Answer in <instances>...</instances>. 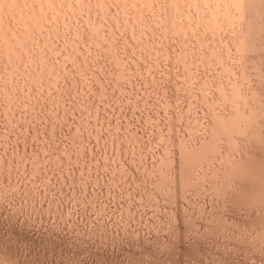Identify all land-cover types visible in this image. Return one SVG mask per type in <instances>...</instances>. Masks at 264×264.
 <instances>
[{
  "label": "rangeland",
  "instance_id": "rangeland-1",
  "mask_svg": "<svg viewBox=\"0 0 264 264\" xmlns=\"http://www.w3.org/2000/svg\"><path fill=\"white\" fill-rule=\"evenodd\" d=\"M2 1L0 0V23L2 24H0V32L3 33L0 34L4 35L3 37L0 35L3 40L0 39V41L5 45L12 38L16 42V38L17 44L10 40L12 46L16 47L14 49L9 48L11 43H8V46L3 45L2 48L0 44L1 49L4 50L6 47L5 50L9 52L7 55L6 51L3 54L0 51L2 55H7L0 56V263L264 264V220L262 219L264 210L246 207H241V210L233 203L231 206V200L228 203L227 197L231 199L229 193L232 194L234 183L231 182L228 185L223 181L224 170L230 163L238 160V157L240 159L242 152L248 153L254 148L248 136L244 138L241 135L242 139L241 136H239L240 139L236 138L238 142L241 140V144L235 140L237 145H240L236 150H232L228 142L223 143V141L218 149L222 146H226L227 149L217 150L220 152L218 156L213 153L208 158L209 160L211 158V162L209 160L203 162L208 165L199 163L200 167L197 164L196 168H193L194 173H192L193 169L191 173H187V179L191 180L193 182L191 185H195L197 189L195 186L184 189L185 185L182 189L179 183L171 182L174 178L179 182L183 174L181 159L186 151L185 146L192 149L197 147V144L210 140L211 132L209 131L213 126V122L210 121L214 120L217 109L219 112L216 113L217 115L221 113L223 115L230 109L233 110L230 112L234 113L238 108L243 107H246L243 111L249 112L252 110L251 107H257L256 105L260 104L259 101L264 98V75L261 76L262 73L264 74V53H262L264 38L260 39L261 47H258L260 50H254L259 51L255 52L256 54L252 51L249 55V52L247 54V51H242L240 46L237 47L240 45L238 43L240 37L237 35L238 32L239 36L241 35L242 25L237 23L238 20L235 17L238 15L236 12L238 10L234 8V11L232 8L235 3L237 9L234 2L236 0L232 4V0H224L230 1V7V4L226 3L229 4L230 12L225 7V2L220 0H214L216 4L213 0H187L188 3L186 0H179V2L178 0H145L146 2L144 0H112V2L111 0H48V2L47 0H29L30 2L11 0L12 4L9 0L8 3L5 0L6 6V3ZM218 3L224 5L220 4L222 5L220 7ZM1 5L4 7L1 8ZM18 6L21 8L17 10ZM90 8L92 10H89ZM220 10L223 13L227 11V17L235 13L233 17H230L231 19L228 18L232 28L231 25L228 28L227 17L222 19L224 17ZM11 11L14 12L12 15ZM15 11H21L20 15ZM219 12L222 17L218 14ZM33 16L35 19L32 18ZM212 16L221 17L217 18L219 24L223 23L221 22L223 20L227 21L226 26L223 23L222 29L217 28L216 31L214 28L216 32L213 29L208 31L204 25L209 20L214 22L211 20ZM261 18L264 19V16ZM199 21L202 23H198ZM211 22H208L209 25ZM238 26L241 28L238 29ZM224 29H226L225 32L222 31ZM232 30L237 33H232ZM18 33L19 36H17ZM235 35L238 38L231 40V36L235 37ZM227 38L228 42L225 40ZM226 43L237 45L229 46L228 49ZM223 46L228 51L223 50ZM235 46L239 48L238 53L242 51L243 56H240L242 55L240 53L235 56L238 54L237 49L234 51ZM211 48L215 49L214 53L218 54L216 56L219 58L221 56L220 59L211 54L213 52ZM207 50L211 51L209 53V56L210 54L212 56L211 59V56H207ZM228 52L231 58L226 55ZM14 56L17 57L14 58ZM203 56L207 57L206 60L209 59V62H206ZM244 56L247 59L252 56V59L247 61ZM256 56L261 58L258 62ZM236 58L242 59L243 63L240 60L238 63L235 62ZM244 59L248 63L250 60L252 62L244 63ZM190 60L191 62L194 60L197 65L193 62L192 67L187 66ZM226 60L227 62L229 60V64ZM44 67L50 69L46 71ZM224 67H228V70H225L229 73H226ZM241 68L245 69L246 72H244L249 75L246 74V76L240 71ZM231 72L235 74L234 77ZM241 72L248 81H244L242 75L240 76ZM229 77L231 83H229ZM239 80L241 82L243 80V85L238 86V83H241ZM221 82H224V85ZM201 84H205V87L202 86V89H205L203 92H200ZM230 85H236L234 88L237 87V89L239 87L241 96L235 93L238 91H231L232 97L235 98L231 100L236 105L239 100L238 107L228 98L231 93L229 90L234 89H231ZM206 86L211 90L209 91ZM223 86L229 90H222ZM253 87L259 90L255 88L257 92L254 91ZM246 88H248L247 91ZM222 91L230 93L224 94ZM242 93H246L244 95H247V98ZM209 94L213 98L216 97L212 99L213 101L223 97L224 100L221 99L223 101L220 102V99L219 101L217 99L216 102H210L212 96ZM224 95L229 99L228 101ZM249 98L253 101H249ZM240 101H246L248 107L246 102L242 104ZM255 101L258 102L255 103ZM220 103H222L221 106ZM223 104L225 106H222ZM205 107L208 108L205 109ZM227 113L224 116L230 114L229 111ZM207 127L210 129L208 130ZM243 143H246V146ZM228 151L234 155L230 154L231 156L228 157ZM236 151L241 153L238 152L236 155ZM252 151H256L255 148ZM252 151L249 154L244 153V156L254 155L255 152L251 153ZM243 153L241 158H245L242 156ZM170 161L175 165L173 166ZM168 164L170 166H165ZM162 167L163 170H160ZM175 167L178 169L176 170ZM175 170H180V174ZM209 171L211 174L207 173ZM159 172H161L160 175ZM161 174L166 175L163 177ZM194 174L196 176H193ZM214 174H217V177ZM198 178L199 180H196ZM196 182L200 184L197 183V185ZM161 183L162 185H159ZM174 184L177 189L174 188ZM204 185L206 188L208 186V189ZM211 185L213 190L210 188ZM228 186L229 190H227ZM168 194L172 196L168 197ZM218 194L219 198L216 196ZM221 196L222 199L226 196L225 200H222ZM224 201L229 205L227 203L225 205ZM257 214H259V220H263L262 222L258 221ZM252 216H256V223ZM247 220L248 222H244ZM250 221L254 225L260 224L253 226ZM257 226H261L262 231Z\"/></svg>",
  "mask_w": 264,
  "mask_h": 264
},
{
  "label": "bare ground",
  "instance_id": "bare-ground-1",
  "mask_svg": "<svg viewBox=\"0 0 264 264\" xmlns=\"http://www.w3.org/2000/svg\"><path fill=\"white\" fill-rule=\"evenodd\" d=\"M2 1V0H1ZM4 2H5V0H3ZM2 1V3H4ZM21 1V0H20ZM26 1V0H25ZM29 1V0H28ZM28 1H27V3H28ZM50 1V0H49ZM81 1V0H80ZM85 1V0H84ZM96 1V0H95ZM133 1V0H132ZM137 1V0H136ZM136 1H134V2H136ZM145 1V0H144ZM187 1V0H186ZM191 1V0H190ZM199 1V0H198ZM209 1V0H208ZM217 1V0H216ZM220 1H224V0H220ZM233 1L234 0H232L231 1V4L233 3ZM9 2L11 3V0H9ZM19 2V1H18ZM30 2V1H29ZM47 2H48V0H47ZM46 2V3H47ZM64 2V1H63ZM92 2V1H91ZM106 2V1H105ZM111 2H112V0H111ZM127 2H129V1H127ZM143 2V1H142ZM146 2V1H145ZM154 2V1H153ZM178 2H179V0H178ZM197 2V1H196ZM205 2V1H204ZM204 2H203V4H204ZM213 2L215 3V1L213 0ZM225 2V1H224ZM230 2V1H229ZM229 2H225V7H227V10L229 9V7L231 6V4L229 3ZM234 2H236V6H237V9H236V7H235V3H234V7H232L233 8V10H234V8H235V10H238V11H236L237 13H238V15L237 16H235V17H237L236 19L238 20V22H237V20H236V22L237 23H239V25H240V23H241V27H242V31H241V35L239 36V32H238V37H240V42H239V39H238V43H240V45H237V44H235V45H237V47H239L240 46V48L242 49V51L244 50V51H247V54H248V52H249V55L251 54L250 52H256V53H258L259 51H254V50H260L258 47H261V46H259L260 44H259V42H261L260 41V39L261 38H264V19H262L261 17L262 16H264V0H256V2H255V4H251V3H248V4H245V3H242L241 2V0H236V1H234ZM6 3V2H5ZM7 3H8V0H7ZM7 3L5 4V6L7 5ZM17 3V2H16ZM32 3V2H31ZM30 3V4H31ZM38 3V2H37ZM51 3H52V1H51ZM84 3V2H83ZM109 3V2H108ZM124 3H126V2H124ZM137 3H139V1L137 2ZM141 3V2H140ZM183 3H186V2H184L183 1ZM187 3H188V1H187ZM201 3V2H200ZM206 3V2H205ZM226 3H229L228 5H229V7H228V5L226 4ZM12 4V3H11ZM26 4V3H25ZM40 4V3H39ZM48 4V3H47ZM53 4H54V2H53ZM85 4V3H84ZM83 4V5H84ZM105 4V3H104ZM116 4V3H115ZM135 4V3H134ZM146 4V3H145ZM164 4V3H163ZM172 4V3H171ZM179 4V3H178ZM177 4V5H178ZM190 4V3H189ZM199 4V3H198ZM202 4V3H201ZM216 4V3H215ZM219 4V3H218ZM220 4H223V3H220ZM220 4H219V6H220ZM4 5V4H3ZM3 5H1V8H2V6ZM18 5V4H17ZM23 5H24V3H23ZM35 5V4H34ZM62 5V4H61ZM106 5V4H105ZM132 5H133V3H132ZM136 5H138V4H136ZM176 5V4H175ZM207 5V4H206ZM210 5V4H209ZM224 5V4H223ZM227 5V6H226ZM15 6V5H14ZM47 6V5H46ZM74 6V5H73ZM82 6V5H81ZM85 6V5H84ZM127 6V5H126ZM129 6V5H128ZM165 6H166V3H165ZM179 6H180V4H179ZM198 6V5H197ZM204 6H205V4H204ZM203 6V7H204ZM216 6V5H215ZM218 6V5H217ZM218 6V7H219ZM222 6V5H221ZM220 6V7H221ZM4 7V6H3ZM16 7V6H15ZM40 7V6H39ZM77 7V6H76ZM115 7H116V5H115ZM169 7H171V6H169ZM224 7V8H225ZM7 8V10L9 9L8 8V6L6 7ZM13 8V7H12ZM19 8H21V6L19 7L18 6V8H16L17 10L19 9ZM33 8V7H32ZM99 8V7H98ZM97 8V9H98ZM135 8V7H134ZM149 8V7H148ZM154 8V7H153ZM179 8V7H178ZM224 8H223V11H224ZM26 9V8H25ZM40 9H42V8H40ZM44 9V8H43ZM55 9V8H54ZM54 9H53V11H54ZM58 9H60V8H58ZM74 9V8H73ZM85 9V8H84ZM125 9V8H124ZM143 9V8H142ZM152 9V8H151ZM158 9V8H157ZM160 9V8H159ZM158 9V10H159ZM167 9V8H166ZM182 9V8H181ZM206 9H208L207 7H206ZM210 9V8H209ZM215 9V8H214ZM3 10H5V9H3ZM10 10H11V8H10ZM13 10H15V9H13ZM29 10V9H28ZM37 10V9H36ZM52 10V9H51ZM50 10V11H51ZM89 10H92L91 8L89 9ZM135 10H137V9H135ZM172 10V9H171ZM216 10H218L217 8H216ZM230 10V9H229ZM228 10V11H229ZM234 10V11H235ZM9 11V10H8ZM60 11V10H59ZM133 11V10H132ZM203 11V10H202ZM214 11V10H213ZM221 11V10H220ZM7 12V11H6ZM5 12V13H6ZM16 12V11H15ZM18 12V11H17ZM16 12V13H17ZM19 12H21V11H19ZM19 12H18V14H19ZM30 12V11H29ZM39 12V11H38ZM37 12V13H38ZM49 12V11H48ZM57 12V11H56ZM127 12V11H126ZM207 12H209L208 10H207ZM230 12V11H229ZM1 13V12H0ZM8 13V12H7ZM12 13H14V12H12L11 11V15H12ZM170 13H171V11H170ZM211 13V12H210ZM213 13V12H212ZM217 13V12H216ZM221 13L223 14V17L224 18H222V19H225L226 17H227V15L226 14H228V12L227 11H225L224 13L221 11ZM220 12L218 13V14H220L221 15V17H222V14H221ZM233 13V12H232ZM231 13V14H232ZM28 14H30V13H28ZM168 14V13H167ZM172 14V13H171ZM170 14V15H171ZM205 14V13H204ZM230 14V15H231ZM6 15V14H5ZM14 15V14H13ZM20 15V14H19ZM42 15V14H41ZM59 15V14H58ZM94 15V14H93ZM128 15V14H127ZM136 15V14H135ZM210 16H211V14H209ZM209 15H207V16H209ZM214 16H215V13L213 14ZM219 15V16H220ZM235 15V13H233V15H231L232 17ZM1 16V15H0ZM16 16V15H15ZM29 16V15H28ZM32 16V15H31ZM35 16V15H34ZM34 16L32 17V18H34ZM184 16V15H183ZM198 16V15H197ZM203 16V15H202ZM214 16H212L213 17V19L211 18V20H214V24L209 20H206V21H208L209 23L211 22V24L210 25H212L213 24V26H210L209 25V23L207 22V24L210 26V27H212L211 29H210V27L209 26H207V24L206 25H204V27H206L207 29H208V31L210 30H214V28H215V30L218 28L219 30L220 29H222L223 28V23H224V26H226L225 25V22H227L226 24H228L229 23V20H228V18H230V17H227V21H225L224 22V20L223 21H221V19H220V21L221 22H223V23H218V20H217V18L219 19V18H221V17H215L214 18ZM3 17H4V15H3ZM7 17V16H6ZM21 17V16H20ZM40 17V16H39ZM47 17V16H46ZM98 17V16H97ZM143 17V16H142ZM168 17V16H167ZM5 18V17H4ZM8 18V17H7ZM6 18V19H7ZM14 18V17H13ZM13 18H12V20H13ZM43 18V17H42ZM107 18V17H106ZM202 18V17H201ZM1 19H2V17H1ZM22 19H24V18H22ZM35 19V18H34ZM48 19V18H47ZM92 19H93V17H92ZM117 19V18H116ZM210 19V18H209ZM231 19V18H230ZM233 19H235V18H233ZM18 20V19H17ZM25 20V19H24ZM33 20V19H32ZM2 21V20H1ZM4 21V20H3ZM20 21V20H19ZM164 21V20H163ZM166 21V20H165ZM206 21H204L205 23H206ZM215 21H216V23H215ZM232 21V20H231ZM9 22H11V21H9ZM22 22V21H21ZM26 22V21H25ZM93 22V21H92ZM133 22V21H132ZM162 22V21H161ZM176 22V21H175ZM203 22V23H204ZM3 23V22H2ZM140 23H142V22H140ZM157 23V22H156ZM181 23V22H180ZM198 23H202L201 21H199ZM218 23V24H217ZM1 24V23H0ZM36 24H38V23H36ZM162 24V23H161ZM167 24V23H166ZM197 24V23H196ZM215 24H216V27H215ZM221 24H222V28H221ZM232 24H234V22L232 23ZM2 25V24H1ZM7 25V24H6ZM9 25H10V23H9ZM27 25V24H26ZM29 25V24H28ZM40 25V24H39ZM105 25V24H104ZM130 25V24H129ZM168 25V24H167ZM199 25H201V24H199ZM229 25H231V23H229L228 24V28H229ZM238 25V24H237ZM16 26V25H15ZM14 26V27H15ZM24 26V25H23ZM30 26V25H29ZM185 26V25H184ZM190 26V25H189ZM198 26V25H197ZM217 26H219V27H217ZM234 26H236V24L235 25H233V27ZM2 27V26H1ZM4 27H5V25H4ZM14 27H12V28H14ZM19 27V26H18ZM183 27V26H182ZM195 27V26H194ZM239 28L238 29H240L241 27L240 26H238ZM6 28H7V26H6ZM23 28V27H22ZM40 28V27H39ZM168 28V27H167ZM178 28H180V27H178ZM190 28V27H189ZM205 28V29H206ZM231 28H232V25H231ZM235 28V27H234ZM234 28H233V30H234ZM8 29V28H7ZM14 29H16V28H14ZM91 29V28H90ZM93 29V28H92ZM140 29V28H139ZM149 29V28H148ZM159 29V28H158ZM191 29H192V27H191ZM199 30H200V28H198ZM204 29V28H203ZM227 29V28H226ZM226 29H224V30H222L223 32H225V30ZM1 30H2V28H1ZM12 30V29H11ZM32 30V29H31ZM95 30V29H94ZM151 30V29H150ZM163 30V29H162ZM181 30V29H180ZM198 30V31H199ZM214 30V31H215ZM228 30V29H227ZM230 30V29H229ZM232 30V33H237V31L235 32V31H233ZM7 31V30H6ZM9 31V30H8ZM178 31V30H177ZM186 31V30H185ZM207 31V30H206ZM205 31V32H206ZM213 31V32H214ZM217 31V30H216ZM215 31V32H216ZM239 31V30H238ZM10 32H12V31H10ZM9 32V33H10ZM18 31H16V33H17ZM111 32V31H110ZM169 32V31H168ZM170 32H172V31H170ZM182 32H183V30H182ZM181 32V33H182ZM187 32V31H186ZM190 32V31H189ZM192 32V31H191ZM202 32V31H201ZM212 32V33H213ZM221 32V31H220ZM1 34L3 33L2 31L0 32ZM9 33L7 34V35H9ZM13 33V32H12ZM11 33V34H12ZM25 33V32H24ZM31 33V32H30ZM100 33V32H99ZM135 33V32H134ZM184 33V32H183ZM194 33V32H193ZM0 34V35H1ZM6 34V33H5ZM102 34V33H101ZM150 34V33H149ZM161 34V33H160ZM206 34V33H205ZM217 34V33H216ZM4 35V34H3ZM3 35H1V37H3ZM13 35V34H12ZM35 35V34H34ZM57 35V34H56ZM133 35V34H132ZM164 35V34H163ZM198 35H200L199 33H198ZM203 35H204V33H203ZM207 35V34H206ZM214 35V34H213ZM219 35H220V33H219ZM230 35H231V33H230ZM236 35H235V37H232L231 36V40H232V38H238V37H236ZM14 36V35H13ZM17 36H19V33H18V35ZM33 36V35H32ZM149 36V35H148ZM211 36V35H210ZM227 36V35H226ZM0 37V39H1V41H3L2 40V38ZM8 37V36H7ZM11 38H12V36H10ZM9 37V38H10ZM16 37V36H15ZM14 37V38H15ZM23 37V36H22ZM31 37V36H30ZM154 37V36H153ZM184 37V36H183ZM230 37V36H229ZM19 38V37H18ZM40 38V37H39ZM56 38V37H55ZM164 38V37H163ZM195 38V37H194ZM202 38V37H201ZM203 38H204V36H203ZM214 38V37H213ZM216 38V37H215ZM13 39V38H12ZM12 39H9L8 41V43L10 44L11 43V47L9 46V48L11 49L12 47H13V49L14 48H16V47H14V46H12V42H10V40H12ZM174 39V38H173ZM219 39V37L217 38V40ZM6 40H7V38H6ZM15 40H16V42H14L13 40V43H16L17 44V39L15 38ZM22 40H23V38H22ZM106 40V39H105ZM185 40V39H184ZM196 40H197V37H196ZM195 40V41H196ZM208 40V39H207ZM215 40V39H214ZM225 40H227V42H228V38L227 39H225ZM230 40V41H231ZM233 40H235V39H233ZM237 40V39H236ZM1 41H0V44H2L1 45V48L3 47V42L1 43ZM5 41V40H4ZM19 41V40H18ZM29 41H30V39H29ZM36 41V40H35ZM34 41V42H35ZM50 41V40H49ZM110 41V40H109ZM204 41V40H203ZM202 41V42H203ZM219 41V40H218ZM263 41V40H262ZM20 42V41H19ZM144 42V41H143ZM174 42V41H173ZM214 42V41H213ZM236 42V41H235ZM5 43V42H4ZM7 42L5 43V45L6 46H8L9 44H8ZM49 43V42H48ZM158 43V42H157ZM218 43H220V42H218ZM221 43H223V42H221ZM8 44V45H7ZM20 44H21V42H20ZM114 44V43H113ZM144 44V43H143ZM149 44V43H148ZM192 44V43H191ZM198 44L200 45V43H199V41H198ZM213 44V43H212ZM227 44V43H226ZM234 44H232L233 46H234ZM4 45V46H5ZM15 45V44H14ZM19 45V44H18ZM36 45V44H35ZM177 45V44H176ZM181 45V44H180ZM221 46H222V44H220ZM228 45V44H227ZM232 45H228L227 47H228V49H229V46H232ZM17 46V45H16ZM20 46V45H19ZM32 46V45H31ZM197 46V45H196ZM202 46H205V45H202ZM208 48H209V43H208ZM206 46V47H207ZM224 46H226V45H224ZM224 46H223V50L224 49H226V47L224 48ZM27 47V46H26ZM142 47V46H141ZM195 47V46H194ZM199 47V46H198ZM212 47V46H211ZM219 47V46H218ZM262 47H263V45H262ZM0 48V51H2V54H3V52L4 51H6L5 49H6V47H4L5 49L3 50V49H1ZM8 48V47H7ZM51 48V47H50ZM213 48H214V46H213ZM233 48V47H232ZM42 49V48H41ZM117 49V48H116ZM216 49H218V48H216ZM231 49V48H230ZM235 49H237L236 48V46H235V48H234V51H236ZM239 49V48H238ZM237 49V53H238V50ZM241 49H240V51H241ZM262 49V48H261ZM264 49V48H263ZM16 50V49H15ZM18 51H19V49H17ZM187 50H188V48H187ZM201 50V49H200ZM206 50V49H205ZM215 49H213L212 50V48H211V51H213V52H211L210 50L208 51V52H206V53H208V55L207 56H209V53L211 52V54L212 55H215L216 56V54L214 53V52H216V51H214ZM222 50V49H221ZM227 50V49H226ZM233 50V49H232ZM232 50H231V52H232ZM8 51V50H7ZM6 51V52H7ZM10 51V53H11V50H9ZM17 51V52H18ZM26 51V50H25ZM181 51V50H180ZM204 51V50H203ZM228 51V50H227ZM230 51V50H229ZM234 51H233V54H234ZM241 51V52H242ZM5 52V53H6ZM13 52V51H12ZM16 52V51H15ZM24 52V51H23ZM68 52V51H67ZM189 52V51H188ZM199 52V51H198ZM219 52V51H218ZM241 52H239L240 54H242ZM19 53V52H18ZM17 53V54H18ZM40 53V52H39ZM165 53V52H164ZM170 53H173V52H170ZM194 53H195V51H194ZM193 53V54H194ZM204 53V52H203ZM220 53V52H219ZM230 52H228L226 55H228V56H230V58H231V55L229 54ZM237 53H235V54H237ZM237 54V55H235V56H238V55H240V54ZM244 53H246V52H244ZM255 53V54H256ZM262 53H264V51L262 52ZM1 54V52H0V56H7L8 54H9V52H7L6 54L7 55H2ZM12 54V53H11ZM20 54V53H19ZM32 54V53H31ZM41 54V53H40ZM188 53L186 52V55H187ZM200 54V53H199ZM211 54H210V56H211ZM225 54V53H224ZM232 54V53H231ZM166 55V54H165ZM185 55V56H186ZM197 55V54H196ZM205 55V54H204ZM218 55V54H217ZM220 55H221V53H220ZM245 55V54H244ZM259 55V54H258ZM10 56H12V55H10ZM21 56V55H20ZM162 56V55H161ZM174 56V55H173ZM184 56V57H185ZM188 57H189V54L187 55ZM187 56L185 57V58H187ZM209 56V57H210ZM223 56V55H222ZM235 56H233V57H235ZM240 56H243V54L242 55H240ZM239 56V57H240ZM252 56H253V53H252ZM251 56V57H252ZM9 57V56H8ZM17 56H14V58H16ZM19 57V56H18ZM195 57V56H194ZM204 58H205V60H206V58L207 57H205V56H203ZM202 57V58H203ZM217 58H219L218 56H216ZM216 57H214V59L217 61L218 59L216 58ZM245 57V56H244ZM250 57V58H251ZM253 57H255V56H253ZM7 58V57H6ZM170 58V57H169ZM175 58V57H174ZM184 58V59H185ZM200 58V57H199ZM201 58V59H202ZM212 58V56L210 57V59ZM220 58H221V56H220ZM219 58V59H220ZM224 58V57H223ZM222 58V60H224ZM229 58V59H230ZM250 58H248L247 59V57H245V59L248 61ZM256 58H258L257 56H256ZM256 58H255V60H256ZM260 58V57H259ZM259 58L256 60L257 62H258V60H259ZM10 59V58H9ZM168 59V58H167ZM171 59V58H170ZM183 59V60H184ZM225 59H227V58H225ZM233 59V58H232ZM237 59V58H236ZM244 59V63H247V64H249V63H251L252 61L250 60V62L248 63L246 60ZM252 59V58H251ZM261 59V58H260ZM4 60V59H3ZM40 60V59H39ZM186 60V59H185ZM188 60V59H187ZM214 60V61H215ZM221 60V61H222ZM234 60V59H233ZM240 61H242V63H243V60L242 59H239ZM238 59L235 61V62H237L238 63V61H239ZM254 60V61H255ZM1 61V60H0ZM16 61V60H15ZM43 61V60H42ZM192 60H190V65H188L187 64V66H191V64L193 63V62H195L196 61V59H195V61L193 60V62H191ZM211 61V60H210ZM225 61V60H224ZM11 62V61H10ZM185 62V61H184ZM205 62V61H204ZM206 62H209V59H207L206 60ZM218 62H219V60H218ZM217 62V63H218ZM228 62H229V60H228ZM227 62V60H226V63H228ZM257 62H255V63H257ZM264 62V61H263ZM262 62V63H263ZM182 63V62H181ZM187 63V62H186ZM185 63V64H186ZM198 63V62H197ZM200 63V62H199ZM210 63H212V62H210ZM210 63H208V64H210ZM214 63V62H213ZM222 62H220V64H221ZM224 63V62H223ZM232 63V62H231ZM237 63H235V64H237ZM261 63V64H262ZM0 64H1V62H0ZM7 64V63H6ZM35 64H37V63H35ZM82 64V63H81ZM195 64H196V62H195ZM207 64V65H208ZM214 64H216V62L214 63ZM229 64V63H228ZM234 64V63H233ZM258 64V63H257ZM260 64V65H261ZM34 65V64H33ZM180 65V64H179ZM197 65V64H196ZM199 65V64H198ZM205 65V64H204ZM218 65V64H217ZM240 65H242L241 63H240ZM239 65V66H240ZM42 66H43V63H42ZM183 66H185V67H187L186 65H183ZM201 66V65H200ZM232 66V64L230 65V67ZM235 66V65H234ZM243 66V65H242ZM6 67V66H5ZM36 67V66H35ZM41 67V66H40ZM192 67V66H191ZM190 67V68H191ZM210 66H208V69H210L209 68ZM220 67V66H219ZM218 67V68H219ZM229 67V66H228ZM227 67V68H228ZM230 67H229V69H230ZM236 67V66H235ZM238 67V66H237ZM245 67H247V66H245ZM250 67V66H249ZM259 67V66H258ZM20 68V67H19ZM25 68V67H24ZM45 68V67H44ZM43 68V69H44ZM189 68V67H188ZM197 68H198V66H197ZM204 68H206V67H204ZM220 68H222V67H220ZM227 68H225L224 67V70L226 69V70H228ZM251 68H253V67H251ZM256 68V67H255ZM20 69H22V68H20ZM35 69V68H34ZM40 69V68H39ZM46 69V71H47V69H50V68H45ZM81 69V68H80ZM233 69V68H232ZM238 69H240V67H238ZM242 70H240V71H242V72H244L245 71V69H243V68H241ZM248 69V68H247ZM263 69V68H262ZM38 70V69H37ZM186 70V69H185ZM203 70V69H202ZM221 70H223V69H221ZM225 70V71H226ZM234 70V69H233ZM233 70H231V71H233ZM249 70V69H248ZM42 71H44V70H42ZM190 71V70H189ZM249 71H251V70H249ZM257 71V70H256ZM130 72V71H129ZM188 72V71H187ZM191 72V71H190ZM216 72V71H215ZM234 72V71H233ZM242 72L240 73V76L242 75V77H243V75L244 74H242ZM246 72V71H245ZM244 72V73H245ZM258 72H260V70L258 71ZM263 72V71H262ZM29 73V72H28ZM126 73V72H125ZM181 73V72H180ZM217 73V72H216ZM222 73H224L223 71H222ZM226 73H229V72H227L226 71ZM53 74V73H52ZM249 75L248 73H245V75ZM35 75V74H34ZM93 75V74H92ZM161 75V74H160ZM190 75V74H189ZM216 75V74H215ZM221 75V74H220ZM224 75H225V73H224ZM227 75V74H226ZM231 75H233V73L231 72ZM235 75V74H234ZM234 75H233V77H234ZM246 75V76H247ZM257 75V74H256ZM259 75V74H258ZM264 74L262 73L261 74V76H263ZM3 76V75H2ZM39 76V75H38ZM185 76V75H184ZM195 76V75H194ZM251 76V75H250ZM250 76H248V77H250ZM253 76V75H252ZM113 77V76H112ZM192 77H193V75H192ZM206 77V76H205ZM237 77V76H236ZM239 77V76H238ZM245 77V76H244ZM243 77V78H244ZM260 77V76H259ZM35 78V77H34ZM41 78V77H40ZM186 78V77H185ZM219 78H221V77H219ZM222 78H223V76H222ZM230 78V77H229ZM48 79V78H47ZM188 80L187 81H189V78H187ZM191 79V78H190ZM203 79V78H202ZM208 79V78H207ZM206 79V80H207ZM226 79H227V77H226ZM239 79V78H238ZM242 79V78H241ZM248 79H250V78H248ZM253 79H256V78H253ZM258 79V78H257ZM256 79V80H257ZM126 80V79H125ZM152 80V79H151ZM157 80V79H156ZM196 80V79H195ZM198 81L200 80L199 78L197 79ZM214 80H215V78H214ZM221 80V79H220ZM230 80V82L229 83H231V78L229 79ZM228 80V81H229ZM237 80V79H236ZM247 80V78L245 79L244 78V81H246ZM252 80V79H251ZM11 81V80H10ZM203 81V80H202ZM209 81V80H208ZM216 81V80H215ZM219 81V80H218ZM224 81H225V79H224ZM227 81V80H226ZM240 81V80H239ZM248 81V80H247ZM253 81V80H252ZM252 81H250V82H252ZM109 82V81H108ZM113 82V81H112ZM191 82V81H190ZM189 82V83H190ZM220 82V81H219ZM238 82V81H237ZM241 82V81H240ZM242 82H243V80H242ZM241 82V83H242ZM192 83V82H191ZM197 83V82H196ZM204 83V82H203ZM206 83V82H205ZM211 83V82H210ZM217 83V82H216ZM222 84L224 83V82H221ZM239 84L238 83V86L240 85H243V83L242 84ZM257 83H258V81H257ZM33 84V83H32ZM38 84V83H37ZM186 85L188 84V83H185ZM195 84V83H194ZM213 84H215V83H213ZM252 84V83H251ZM261 84V83H260ZM197 85V84H196ZM205 85V84H204ZM203 84H201V90H200V92L202 91L203 92V89H202V86L203 87H205ZM207 85H209V84H207ZM217 85V84H216ZM224 85V84H223ZM228 84H227V82H226V86H227ZM237 85V84H236ZM236 85H234V86H236ZM254 85V84H253ZM39 86V85H38ZM191 86V85H190ZM213 86V85H212ZM219 86H220V84H219ZM232 88H231V87ZM229 87L231 88V89H233L234 88V86H232V85H230ZM247 86V85H246ZM262 86V85H261ZM217 87V86H216ZM221 87H222V85H221ZM245 87V86H244ZM243 87V88H244ZM199 88V87H198ZM206 88H207V86H206ZM220 88V87H219ZM219 88H217L218 90H221V89H219ZM254 88V87H253ZM256 88V87H255ZM255 88H254V91H256V90H259V89H257L256 88V90H255ZM259 88V87H258ZM208 90L210 89V87L209 88H207ZM216 89V88H215ZM214 89V90H215ZM223 89H227V87L226 88H224V86H223V88H222V90ZM235 89H237V87H235L233 90H229V88L227 89V90H229L230 92L231 91H238V89H239V87H238V89L237 90H235ZM247 89L248 88H246L245 90L247 91ZM251 89V88H250ZM249 89V90H250ZM261 89V88H260ZM189 90V89H188ZM211 90V89H210ZM209 90V91H210ZM40 91V90H39ZM204 91H205V89H204ZM208 91V92H209ZM216 91V90H215ZM225 91V90H224ZM229 91H227V92H229ZM244 91V90H243ZM242 91V92H243ZM245 91V92H246ZM253 91V90H252ZM211 92H213V91H211ZM210 92V93H211ZM223 92V91H222ZM227 92H225V93H227ZM229 92V93H230ZM240 92V90L238 91V92H235V93H239ZM251 92V91H250ZM257 92V91H256ZM262 92V91H261ZM207 93V92H206ZM224 93V92H223ZM224 93V94H225ZM233 92H231L230 93V97L228 96V98H230V100L231 99H235V98H233L232 96L233 95H231ZM247 93V92H246ZM246 93H244V94H246ZM264 93V92H263ZM189 94V93H188ZM213 94V93H212ZM216 94V93H215ZM217 94H218V92H217ZM241 93H239V95H240ZM243 94V93H242ZM243 94V95H244ZM200 95H201V93H200ZM206 95V94H205ZM210 95V94H209ZM214 95V94H213ZM220 95H222V94H220ZM226 95H228V94H226ZM235 96H236V94H234ZM249 95V94H248ZM252 94H250V96H251ZM167 96V95H166ZM198 96H199V93H198ZM210 96H212V95H210ZM209 96V97H210ZM215 96V95H214ZM218 96H219V94H218ZM225 96V95H224ZM241 96V95H240ZM245 96V98H247V95H244ZM253 96H254V94H253ZM260 97L262 96V95H259ZM188 97V96H187ZM206 97V96H205ZM239 97V96H238ZM256 97H258L257 96V94H256ZM264 97V96H263ZM263 97H261V98H263ZM11 98V97H10ZM216 97H214L213 98V96H212V98H210L209 100H210V102L212 101V102H216L217 101V99H218V101H219V99L220 98H217L216 99V101H213L212 99H215ZM224 98V97H223ZM223 98H221V99H223ZM225 98H226V100L228 101L229 99L225 96ZM236 98H237V96H236ZM240 98V97H239ZM242 98H243V96H242ZM259 98V97H258ZM32 99V98H31ZM35 99V98H34ZM62 99V98H61ZM166 99V98H165ZM221 99H220V102H222L221 101ZM254 99H255V97H254ZM191 100V99H190ZM201 100H203V99H201ZM201 100H199V101H201ZM225 100V101H226ZM236 100H238V99H236ZM242 100H244V98L242 99ZM246 100V99H245ZM248 100V99H247ZM246 100V101H247ZM251 99L249 98V101H250ZM256 100V99H255ZM262 100V99H261ZM259 101L260 102V104H259V106H258V104L256 105L257 107H255V106H253V107H251L252 108V110H250L249 112L247 111H243V106H241V107H243V108H238V110H236V112H234V113H232V112H230V111H233V110H231L229 107V104H227V103H225V105L227 104V106H229L227 109H230V110H228L229 111V115H227V116H224V114L226 115V113L228 112L225 108H223V110L225 109V111H227L226 113H223V115H221L222 113H221V111H220V115H217L216 113H219V112H217L218 111V109L216 110V113H215V116H214V120L212 119V116H211V119H212V121H210V122H213L212 124H213V126H212V128H211V131H209V132H211V137H209V139L210 140H206V141H204V142H202V143H199V145H200V147H198L199 145L197 144V147H194V148H192V149H189V147H186L185 146V149H186V151H185V153L183 154V156H182V166L181 167H183V174H181V176H180V181L178 182V179H176V178H174V180L173 181H171V182H174L175 184L176 183H179L181 186V188L183 189V187H184V189L185 188H188V186H195V185H191V180L189 181L188 179H187V177H186V175H187V173L189 172V173H191L190 171L195 167V166H197V164H198V166H199V163L201 164V163H203L204 161H206V160H209L208 158H209V156H211V155H213V153H215L217 156L219 155L218 153H220V152H218L217 150H220V149H224L226 146H222L220 149H218L219 148V145L221 146L222 145V142L223 143H225V141H227L228 142V144H229V146H230V148L232 149V150H236L237 149V147H240V145H237V140H236V138L237 137H239V136H248V138H249V141L253 144V147L255 148V150L256 151H252V149H254V148H250L251 150L250 151H252L251 153H253V152H255V154L254 155H252L251 153V155L250 156H244V153H246V154H249V152L247 153V152H242L243 153V155L242 156H244L245 158H241V152H239V153H241L240 154V159H239V157H238V160H234L233 162H231L230 163V165L228 166V165H225V163H226V161H225V163H223L225 166H228V168L226 169V170H224V173H223V175H224V177H223V181H225V184H228L229 185V183H234V188H233V190H232V194L231 193H229L230 194V196H231V199H229V197H227L228 199H227V202L228 203H230L229 202V200H231V203L230 204H234L236 207H238V208H241V207H246V208H256V210H257V208H262V209H260L261 211H263L264 209V98H263V100L262 101ZM16 101V100H15ZM197 101V100H196ZM198 101V102H199ZM246 101H244V102H246ZM251 101H253V100H251ZM61 102V101H60ZM202 102V101H201ZM205 102H207V101H205ZM231 102H233L232 100H231ZM237 102V101H236ZM240 102H242V101H240ZM244 102H242V104L244 103ZM256 102H258V101H255V103ZM5 103V102H4ZM204 103V102H203ZM218 103V102H217ZM234 103V102H233ZM232 103V104H233ZM238 104H239V100H238V102H237ZM249 103V102H248ZM253 102H251V104H252ZM138 104V103H137ZM200 104V103H199ZM206 104V103H205ZM210 104V103H209ZM208 104V105H209ZM212 104H214V103H212ZM221 104L222 103H220V106H221ZM235 104V106L236 107H238V104L236 105V103H234ZM9 105V104H8ZM203 105V104H202ZM216 105V104H215ZM219 105V104H218ZM224 104L222 105V106H225ZM246 105H247V102H246ZM255 105V104H254ZM201 106V105H200ZM204 106V105H203ZM219 106V107H220ZM233 106V105H232ZM231 106V107H232ZM252 106V105H251ZM71 107V106H70ZM202 107V106H201ZM214 107H216V106H214ZM247 107H248V105H247ZM249 107H250V104H249ZM176 108V107H175ZM206 108H208V107H205V109ZM233 108V107H232ZM246 108V107H245ZM244 108V109H245ZM17 109V108H16ZM163 109V108H162ZM202 109V108H201ZM235 109V108H234ZM242 111H241V110ZM204 110V109H203ZM211 110V109H210ZM214 110V109H213ZM246 110V109H245ZM247 110H249L248 108H247ZM205 111H207V110H205ZM212 111V110H211ZM210 112V111H209ZM213 112V111H212ZM214 112H215V110H214ZM201 113V112H200ZM232 113V114H231ZM67 114V113H66ZM212 114H214V113H212ZM211 114V115H212ZM228 114V113H227ZM201 116V115H200ZM173 117V116H172ZM199 117V116H198ZM209 117H210V114H209ZM201 119V118H200ZM211 119H209V120H211ZM81 120V119H80ZM88 120V119H87ZM208 120V121H209ZM81 122V121H80ZM79 122V123H80ZM185 122V121H184ZM209 123V122H208ZM202 124V123H201ZM69 125V124H68ZM205 125V124H204ZM203 125V126H204ZM65 126V125H64ZM211 126V125H210ZM205 127V126H204ZM109 128V127H108ZM130 128V127H129ZM199 128V127H198ZM208 128V130L210 129V127H207ZM203 129V128H202ZM206 129V128H205ZM118 130V129H117ZM191 130V129H190ZM204 130V129H203ZM208 130H207V133H208ZM195 131H196V128H195ZM199 131V130H198ZM206 131V130H205ZM185 132V131H184ZM194 132V131H193ZM201 132V131H200ZM83 133V132H82ZM201 136V135H200ZM204 136H205V134H204ZM242 136H241V139H242ZM186 137V136H185ZM192 137V136H191ZM194 137H196V136H194ZM244 137V138H245ZM96 138V137H95ZM247 138V139H248ZM184 139V138H183ZM194 139V138H193ZM239 139H240V137H239ZM190 140H191V138H190ZM190 140H188L189 142H190ZM203 140H204V138H203ZM237 142H236V141ZM179 141V140H178ZM178 141H176V142H178ZM183 141V140H182ZM194 142H195V139H194ZM241 142V140L238 142V143H240ZM243 142V141H242ZM244 142H245V140H244ZM187 144V143H186ZM186 144H184V145H186ZM227 144V143H226ZM241 144V143H240ZM244 144V143H243ZM246 144V143H245ZM244 144V145H245ZM248 144H249V142H248ZM247 144V145H248ZM193 145H195V143L193 144ZM223 145H225V144H223ZM243 145V146H244ZM189 146V145H188ZM246 146V145H245ZM249 146V145H248ZM181 147V146H180ZM182 147H183V145H182ZM191 147V146H190ZM187 148H188V150H187ZM180 149V148H179ZM182 149H184V147L182 148ZM225 149H227V148H225ZM239 149V148H238ZM70 150V149H69ZM83 150H85V149H83ZM176 150V149H175ZM240 150V149H239ZM246 150V149H245ZM128 151V150H127ZM217 151V152H216ZM244 151V150H243ZM170 152V151H169ZM223 152V151H222ZM229 152V151H228ZM227 152V154H228V157H229V155L231 154L230 152L228 153ZM237 151H236V155H237V153H238ZM80 153V152H79ZM172 153H175V152H172ZM225 153H226V150H225ZM232 153H234V151L232 152ZM171 154V153H170ZM222 154V153H221ZM224 154V153H223ZM19 155V154H18ZM136 155V154H135ZM179 155V154H178ZM226 155V154H225ZM225 155H223V156H225ZM231 155H234V154H231ZM230 155V156H231ZM239 155V154H238ZM34 156V155H33ZM172 156H174V154H172ZM216 156V157H217ZM65 157V156H64ZM214 157V156H213ZM228 157H227V159H228ZM232 157H234L235 158V156H232ZM237 157V156H236ZM142 158V157H141ZM172 158V157H171ZM219 158H220V156H219ZM169 159V158H168ZM180 159V158H179ZM178 159V160H179ZM221 159V158H220ZM229 159H231V158H229ZM235 159H237V158H235ZM19 160V159H18ZM36 160V159H35ZM176 160V159H175ZM174 160V161H175ZM210 160H211V158H210ZM209 160V161H210ZM214 160V159H213ZM219 160V159H218ZM226 160V159H225ZM56 161H58V160H56ZM60 161V160H59ZM71 161V160H70ZM216 161V160H215ZM165 162V161H164ZM178 163V161H175V163ZM207 162V161H206ZM203 163V165H205V164H207V163ZM211 162V161H210ZM210 162H208V163H210ZM54 163V162H53ZM170 163H172L173 164V166L175 165L174 164V162H171L170 161ZM217 163H218V161H217ZM216 163V164H217ZM219 163H220V160H219ZM10 164V163H9ZM30 164H32V163H30ZM56 164V163H55ZM77 164V163H76ZM165 164H166V162H165ZM215 164V163H214ZM21 165V164H20ZM42 165V164H41ZM177 165H179V164H177ZM176 165V166H177ZM208 165V164H207ZM219 165V164H218ZM222 164L220 163V166H221ZM40 166V165H39ZM156 166V165H155ZM161 166V165H160ZM163 166V165H162ZM165 166H170L169 164L168 165H165ZM173 166H172V168H173ZM210 166H211V164H210ZM26 167V166H25ZM38 167V166H37ZM157 167V166H156ZM179 167V166H178ZM178 167H177V169H178ZM180 167V168H181ZM200 167V166H199ZM209 167V166H208ZM12 168V167H11ZM171 168V167H170ZM170 168H168V169H170ZM196 168V167H195ZM198 168V167H197ZM203 168V167H202ZM206 168V167H205ZM205 168H204V171H205ZM218 168V167H217ZM217 168H216V171H217ZM226 168V167H225ZM36 169V168H35ZM50 169V168H49ZM153 169H154V167H153ZM165 169V168H164ZM175 169H176V167H175ZM176 169V170H177ZM37 170V169H36ZM151 170H152V168H151ZM155 170V169H154ZM160 170H163V167H162V169H160ZM167 170V169H166ZM172 170V169H171ZM175 170V172L177 173V172H179L180 170H178V171H176ZM209 170V169H208ZM42 171V170H41ZM122 171H124V170H122ZM156 171V170H155ZM196 171H197V169H196ZM195 171V172H196ZM210 171H211V169H210ZM210 171L209 172H207V173H210ZM215 171V172H216ZM221 171V170H220ZM223 171V170H222ZM68 172V171H67ZM66 172V173H67ZM93 172V171H92ZM121 172V171H120ZM202 172V171H201ZM156 173V172H155ZM160 173L161 172H159V175H160ZM165 172H163V174H164ZM173 173V172H172ZM188 173V174H189ZM192 173H194V169H193V172ZM197 173V172H196ZM206 173V172H205ZM214 173V172H213ZM217 173V172H216ZM163 174H161L163 177L167 174H165V175H163ZM169 174H170V172H169ZM178 174H180V172L178 173ZM200 174V173H199ZM211 174V173H210ZM220 174V173H219ZM171 175V174H170ZM175 175V174H174ZM191 175V174H190ZM209 175V174H208ZM214 175H216V177H217V174H214ZM220 175H222V173L220 174ZM155 176V175H154ZM161 176V177H162ZM168 176V175H167ZM166 176V177H167ZM193 176H196V174H194ZM203 176V175H202ZM205 176V175H204ZM212 176V175H211ZM116 177V176H115ZM144 177V176H143ZM160 177V176H159ZM165 177V178H166ZM169 177H171V176H169ZM173 177V176H172ZM182 177V178H181ZM192 177V176H191ZM198 177V176H197ZM200 177V176H199ZM206 177V176H205ZM218 177H219V175H218ZM87 178V177H86ZM125 178V177H124ZM164 178V179H165ZM177 178H179V177H177ZM211 178V177H210ZM160 179V178H159ZM167 179V178H166ZM173 179V178H172ZM189 179H191V178H189ZM209 179V178H208ZM214 180H217V179H215V178H213ZM161 180V179H160ZM167 180H169V179H167ZM196 180H199V178L198 179H196ZM202 180V179H201ZM200 180V181H201ZM157 181H158V179H157ZM156 181V182H157ZM194 181V180H193ZM208 181H210V179L208 180ZM213 181V180H212ZM161 182V181H160ZM163 182V181H162ZM167 182V181H166ZM169 182V181H168ZM202 182V181H201ZM205 182V181H204ZM220 182H222V181H220ZM220 182H219V184H220ZM158 183H159V181H158ZM157 183V184H158ZM170 183V182H169ZM193 183V182H192ZM198 182H196L195 184H197ZM207 183V182H206ZM212 183V182H211ZM211 183H209V184H211ZM213 183H214V181H213ZM217 183V182H216ZM114 184V183H113ZM173 184V183H172ZM175 184H174V188H175ZM198 184H200V183H198ZM197 184V185H198ZM155 185H156V183H155ZM159 185H162V183L161 184H159ZM164 185H167V184H164ZM178 185V184H177ZM177 185H176V187H177ZM183 185H185V186H183ZM186 185H187V187H186ZM213 185V184H212ZM212 185L210 186V188L212 189L213 187H212ZM222 185V184H221ZM231 185V184H230ZM172 186V185H171ZM171 186H170V188H171ZM183 186V187H182ZM203 186V185H202ZM205 186V185H204ZM214 186V185H213ZM220 186V185H219ZM227 186V185H226ZM232 186V185H231ZM155 187V186H154ZM168 187V186H167ZM179 187V188H180ZM218 187V186H217ZM229 187V186H228ZM153 188V187H152ZM156 188H157V185H156ZM162 188V187H161ZM164 188V187H163ZM169 188V187H168ZM173 188V187H172ZM179 188H178V191H179ZM195 188L197 189V187L195 186ZM199 188H200V186H199ZM202 188V187H201ZM205 188H206V186H205ZM209 188V189H210ZM166 189V188H165ZM175 189H177V188H175ZM174 189V190H175ZM192 189V188H191ZM206 189H208V186H207V188ZM214 189V188H213ZM212 189V190H213ZM216 189V188H215ZM219 189H220V187H219ZM223 189V188H222ZM230 189V187L227 189V190H229ZM232 189V188H231ZM87 190V189H86ZM159 190V189H158ZM168 190V189H167ZM166 190V191H167ZM199 190V189H198ZM197 190V191H198ZM217 191V190H216ZM219 191V190H218ZM220 191H222V190H220ZM219 191V192H220ZM225 191V190H224ZM159 192V191H158ZM171 192V191H170ZM180 192V191H179ZM183 192V191H182ZM181 192V193H182ZM218 192V193H219ZM228 191H226V193H227ZM18 193V192H17ZM207 193V192H206ZM211 193H212V191H211ZM165 194H167V193H165ZM214 194H216L215 192H214ZM213 194V195H214ZM220 194V193H219ZM219 194L218 195H216V196H218V198H219ZM170 194H168V197H171L172 196V194H171V196H169ZM175 195V194H174ZM220 195H222V194H220ZM223 195H224V193H223ZM146 196V195H145ZM197 196V195H196ZM215 196V197H216ZM227 196H228V193H227ZM166 197V196H165ZM174 197V196H173ZM212 197V196H211ZM226 197V196H225ZM225 197L223 196V199L225 200ZM155 198V197H154ZM218 198H216V199H218ZM221 199H222V196L220 197ZM212 199H213V197H212ZM215 199V198H214ZM222 199V200H223ZM149 200V199H148ZM188 200V199H187ZM158 201H159V199H158ZM177 201V200H176ZM226 202V203H227ZM217 203V202H216ZM220 203H221V201H220ZM224 203H225V201H224ZM226 203H225V205H226ZM227 203V204H228ZM233 204L231 205V206H233ZM212 205V204H211ZM220 205V204H219ZM218 205V206H219ZM229 205V204H228ZM207 206V205H206ZM204 208V207H203ZM219 208V207H218ZM217 208V209H218ZM229 208H232V207H229ZM102 209H104V208H102ZM251 209V211H253ZM172 210V209H171ZM212 210V209H211ZM214 210V209H213ZM222 210V209H221ZM221 210H219V211H221ZM231 210H233V209H231ZM241 210H242V208H241ZM243 210H246V209H243ZM255 210V209H254ZM169 211V210H168ZM224 211V210H223ZM235 211V210H234ZM246 211H248V210H246ZM250 211V212H251ZM259 211V210H258ZM261 211H259V212H261ZM214 212V211H213ZM216 212V211H215ZM233 212V211H232ZM257 211H255V213H256ZM183 213V212H182ZM209 213V212H208ZM212 213V212H211ZM240 213V212H239ZM248 213V212H247ZM255 213H253V214H255ZM258 213V212H257ZM263 213H264V211H263ZM213 214V213H212ZM218 214V213H217ZM223 214H224V212H223ZM244 214V213H243ZM260 214H262V213H260ZM219 215V214H218ZM245 215V214H244ZM256 215V214H255ZM258 215L259 214H257V218H258ZM263 215V214H262ZM204 216V215H203ZM212 216V215H211ZM221 216V215H220ZM248 216H249V213H248ZM200 217V216H199ZM213 217V216H212ZM253 217V216H252ZM251 217V218H252ZM177 218V217H176ZM180 218H182V217H180ZM221 218V217H220ZM222 218H223V216H222ZM239 218H241V217H239ZM255 218V219H254ZM260 218V217H259ZM259 218H258V221L259 222H262L263 220H264V216L262 217V219L263 220H259ZM228 219V218H227ZM248 219V218H247ZM252 219H254V222H255V220H256V216L255 217H253ZM176 220V219H175ZM183 220V219H182ZM215 220V219H214ZM234 220H235V218H234ZM239 220V219H238ZM198 221V220H197ZM227 221V220H226ZM257 221V222H258ZM216 222V221H215ZM225 222V221H224ZM238 222V221H237ZM244 222H248V220L247 221H244ZM172 223V222H171ZM173 223H174V221H173ZM182 223V222H181ZM193 223V222H192ZM208 223V222H207ZM221 223H223V221L221 222ZM226 223V222H225ZM224 223V224H225ZM227 223H228V221H227ZM250 223H253V222H251L250 221ZM256 223V222H255ZM264 223V222H263ZM262 223V224H263ZM214 224V223H213ZM219 224V223H218ZM233 224V223H232ZM232 224H231V226H232ZM260 223H258V224H255V225H259ZM212 225V224H211ZM226 225V224H225ZM227 225H229V224H227ZM239 225V224H238ZM245 225V224H244ZM249 225V224H248ZM254 225V223H253V226H255ZM264 225V224H263ZM191 226V225H190ZM213 226V225H212ZM217 226V225H216ZM249 226H251V225H249ZM208 227V226H207ZM221 227V226H220ZM247 227V226H246ZM257 227H259V226H257ZM256 227V228H257ZM263 227V226H262ZM214 228V227H213ZM234 228V227H233ZM232 228V229H233ZM242 228V227H241ZM245 228V227H244ZM260 228V230L262 231V229H261V226L259 227ZM258 228V229H259ZM178 229V228H177ZM248 229V228H247ZM235 230V229H234ZM252 230V229H251ZM255 230V229H254ZM264 230V229H263ZM238 231V230H237ZM242 231V230H241ZM244 231V230H243ZM250 231V230H249ZM259 231V230H258ZM171 232V231H170ZM214 233H215V231H214ZM235 233V232H234ZM248 233V232H247ZM251 233V232H250ZM259 233V235H261L260 234V231L258 232ZM263 233H264V231H263ZM262 233V234H263ZM249 234V233H248ZM253 234V233H252ZM232 235V234H231ZM239 236V235H238ZM238 236H237V238H238ZM258 236V235H257ZM263 236V235H262ZM235 237V236H234ZM204 238V237H203ZM236 238V239H237ZM179 239V238H178ZM253 239V238H252ZM258 239V238H257ZM260 239V238H259ZM264 239V238H263ZM199 240V239H198ZM251 240V239H250ZM207 241V240H206ZM253 241V240H252ZM235 242V241H234ZM256 242V241H255ZM254 242V243H255ZM258 242V241H257ZM173 243V242H172ZM236 243V242H235ZM242 243H244V242H242ZM248 244V243H247ZM192 246V245H191ZM173 247V246H172ZM165 250V249H164ZM171 253V252H170ZM19 258V257H18ZM221 258V257H220ZM200 259V258H199ZM27 261H29V260H27ZM33 262H35V261H33ZM135 262V261H134ZM214 262V261H213ZM41 263V262H40ZM133 263V262H132ZM1 264V263H0ZM45 264V263H44Z\"/></svg>",
  "mask_w": 264,
  "mask_h": 264
},
{
  "label": "snow or ice",
  "instance_id": "snow-or-ice-1",
  "mask_svg": "<svg viewBox=\"0 0 264 264\" xmlns=\"http://www.w3.org/2000/svg\"><path fill=\"white\" fill-rule=\"evenodd\" d=\"M241 2L245 4H248V3L255 4L256 0H241Z\"/></svg>",
  "mask_w": 264,
  "mask_h": 264
}]
</instances>
